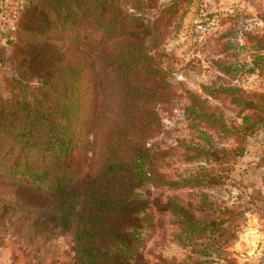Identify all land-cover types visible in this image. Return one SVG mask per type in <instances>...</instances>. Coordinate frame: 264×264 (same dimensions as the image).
Returning <instances> with one entry per match:
<instances>
[{"label": "trees", "instance_id": "1", "mask_svg": "<svg viewBox=\"0 0 264 264\" xmlns=\"http://www.w3.org/2000/svg\"><path fill=\"white\" fill-rule=\"evenodd\" d=\"M179 12L178 0H39L19 12L10 44L23 71L0 99V195L37 225H59L37 234L71 233L77 264H149L153 209L202 225L184 205L152 207L144 195L164 184L151 142L170 96L157 65ZM255 40L264 53V37ZM222 92L251 112L240 130L262 126L264 96Z\"/></svg>", "mask_w": 264, "mask_h": 264}, {"label": "rangeland", "instance_id": "2", "mask_svg": "<svg viewBox=\"0 0 264 264\" xmlns=\"http://www.w3.org/2000/svg\"><path fill=\"white\" fill-rule=\"evenodd\" d=\"M38 2L9 0L7 11L19 16L24 6ZM178 3L180 12L157 65L167 79L160 94L170 99L166 108L162 106L163 130L151 142L160 151L154 158L164 184L150 187L144 195L150 205L157 200L184 205L203 222L192 230L171 207L163 213L153 209L154 225L143 235L142 259L149 264H264L256 222L264 190L253 183L254 165L264 153V112L258 117L261 127L240 130L243 117L251 112L222 92L237 87L264 96V53H255V38L264 37V0ZM9 33L13 37L15 31ZM11 48L6 65H0L2 100L12 96L15 81L22 78L19 47ZM30 49L25 53H32ZM258 104L264 106V97ZM208 116L218 121L209 124ZM191 179L197 182H186ZM35 216L9 206L0 195L1 264H77L73 235H39L35 228L59 225L53 220L45 221V227L37 225Z\"/></svg>", "mask_w": 264, "mask_h": 264}, {"label": "crops", "instance_id": "3", "mask_svg": "<svg viewBox=\"0 0 264 264\" xmlns=\"http://www.w3.org/2000/svg\"><path fill=\"white\" fill-rule=\"evenodd\" d=\"M9 0H0V57L2 59V63L6 65L5 59L6 55L8 53H11V44L10 40H12V36H10V30L7 27V21L9 16L12 15V13H9L7 11V3ZM1 70V69H0ZM256 172L257 179H255V182L253 181L254 184H256V188L260 189L263 188L264 190V153L261 156V161L255 163L254 168ZM261 176V178H260ZM264 194V191H263ZM261 209H258L259 215L256 216V222L258 224L257 227V236L258 238H262V241L264 243V197H262L261 200ZM264 245V244H263ZM1 260V259H0ZM1 264V261H0Z\"/></svg>", "mask_w": 264, "mask_h": 264}, {"label": "built area", "instance_id": "4", "mask_svg": "<svg viewBox=\"0 0 264 264\" xmlns=\"http://www.w3.org/2000/svg\"><path fill=\"white\" fill-rule=\"evenodd\" d=\"M17 24H18V16H17V12H14L11 16H9L8 21H7V27L8 29L11 31H15L17 28ZM2 59L0 57V65H2Z\"/></svg>", "mask_w": 264, "mask_h": 264}]
</instances>
